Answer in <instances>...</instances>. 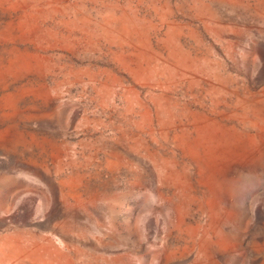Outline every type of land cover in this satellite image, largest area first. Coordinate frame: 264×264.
I'll return each mask as SVG.
<instances>
[{"label":"rangeland","instance_id":"obj_1","mask_svg":"<svg viewBox=\"0 0 264 264\" xmlns=\"http://www.w3.org/2000/svg\"><path fill=\"white\" fill-rule=\"evenodd\" d=\"M0 264H264V0H0Z\"/></svg>","mask_w":264,"mask_h":264}]
</instances>
